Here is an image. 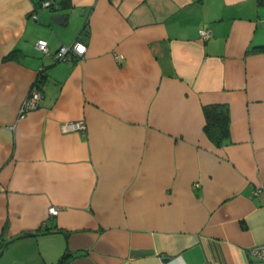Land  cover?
<instances>
[{
    "label": "crops",
    "instance_id": "1",
    "mask_svg": "<svg viewBox=\"0 0 264 264\" xmlns=\"http://www.w3.org/2000/svg\"><path fill=\"white\" fill-rule=\"evenodd\" d=\"M75 41L82 58L54 59ZM259 47L256 0H0L5 264H264L247 253L264 244ZM213 104L229 110L219 147Z\"/></svg>",
    "mask_w": 264,
    "mask_h": 264
},
{
    "label": "built area",
    "instance_id": "2",
    "mask_svg": "<svg viewBox=\"0 0 264 264\" xmlns=\"http://www.w3.org/2000/svg\"><path fill=\"white\" fill-rule=\"evenodd\" d=\"M41 6L43 8H50L52 4L49 1H43L41 3ZM31 17L33 20L37 19V15L35 13L31 14ZM199 35L202 40H207L210 38V32L208 30H199ZM36 48L39 52L43 54L48 53V46L47 42L45 40H38L36 42ZM86 52V46L78 41H75L70 46H61L54 54V59L58 62H65L68 60H79L84 56ZM117 61H120V57H115ZM41 98L40 92H39V83L38 80L32 84L29 93L23 103L22 106V112H28L35 110L38 107L39 100ZM63 131H69V130H85V125L82 121L75 122L70 125H64L62 127ZM260 189H256V192H258ZM48 214L51 216H56L58 214V209L55 207H51L48 210ZM1 245V240H0ZM248 255L251 256L254 260H256L259 263H264V244L255 245L248 249L247 251Z\"/></svg>",
    "mask_w": 264,
    "mask_h": 264
},
{
    "label": "trees",
    "instance_id": "3",
    "mask_svg": "<svg viewBox=\"0 0 264 264\" xmlns=\"http://www.w3.org/2000/svg\"><path fill=\"white\" fill-rule=\"evenodd\" d=\"M257 5L264 7V0H256ZM259 51H264V47H259ZM38 83L39 82V79ZM204 127L203 132L206 137L217 147L226 143L229 137V110L226 105L213 104L203 107ZM1 246V245H0ZM62 256L58 264H65Z\"/></svg>",
    "mask_w": 264,
    "mask_h": 264
},
{
    "label": "water",
    "instance_id": "4",
    "mask_svg": "<svg viewBox=\"0 0 264 264\" xmlns=\"http://www.w3.org/2000/svg\"><path fill=\"white\" fill-rule=\"evenodd\" d=\"M72 13H74L75 11L72 10ZM82 13V12H80ZM66 16L64 15H55L52 17V21H54L56 24L60 25V24H64ZM3 254V251L1 252L0 256ZM164 261H169V258H165Z\"/></svg>",
    "mask_w": 264,
    "mask_h": 264
},
{
    "label": "rangeland",
    "instance_id": "5",
    "mask_svg": "<svg viewBox=\"0 0 264 264\" xmlns=\"http://www.w3.org/2000/svg\"><path fill=\"white\" fill-rule=\"evenodd\" d=\"M7 257L6 256H0V264H5Z\"/></svg>",
    "mask_w": 264,
    "mask_h": 264
}]
</instances>
